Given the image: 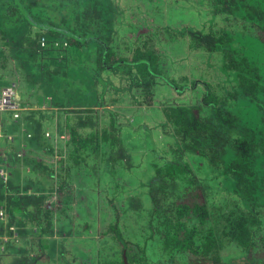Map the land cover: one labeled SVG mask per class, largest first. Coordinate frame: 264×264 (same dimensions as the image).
Listing matches in <instances>:
<instances>
[{
    "label": "rangeland",
    "instance_id": "rangeland-1",
    "mask_svg": "<svg viewBox=\"0 0 264 264\" xmlns=\"http://www.w3.org/2000/svg\"><path fill=\"white\" fill-rule=\"evenodd\" d=\"M77 1L90 4L92 0ZM101 2L104 8L97 10L105 13L109 23L100 28L104 37L109 39L108 44L116 56L131 57L133 48L130 46L137 42L146 44L159 53L162 71L180 84L187 85L188 89L175 95L173 88L161 77H157L155 84L145 87L138 81L140 78L136 66L133 70L127 64H121L117 70L98 69L99 61L91 57L93 53L89 55L97 48L95 40H87L84 50L78 52L74 59L72 55L68 60L69 53H64L58 62L55 53L47 55L49 63L46 66L52 69L45 73V77L40 70L32 69V62L28 59L23 64L20 58H14L15 70L20 72L23 69L27 74L32 73L33 77L27 86L36 83L39 88L44 87L45 91L40 89V93H53L55 101L71 100L73 112L66 119L65 113L62 115L64 109L58 110L60 117L57 122L66 124L68 135L59 144L62 149L59 151L58 148L55 158L48 160L55 170L56 190L45 192L47 196L42 201L38 195L41 192L38 191H31L36 195L34 197L27 193L23 195L29 199L20 198V208L16 207L20 222L10 230L28 229L35 245L38 243V234H41L39 240L47 252L50 251L41 257L44 259L41 262L45 264H122L124 250L127 251L126 256L128 251L137 257L144 255L145 264H172V260L187 262L188 253L169 252L161 233L151 226L152 215L156 227H163L160 223L163 217L153 212L155 202L166 206L192 193V196L210 204V221L215 222L224 209H235L243 204V200L240 198V202L232 192V179L228 174L212 165L207 157L183 145L173 125L166 124L163 109L167 105L200 106L202 111H206L200 99L203 82L215 85L218 94L230 88L232 83V79L222 69L221 51L209 52L192 46L188 35L182 33L187 27L219 32L230 30L233 33V46H238V42L244 38L243 47L252 49L255 35H246L248 31L255 30L256 24L233 14L219 12L213 0ZM1 9L3 7L0 5ZM37 11L43 17L44 10L38 8ZM58 16L56 14L55 17ZM21 25L4 32L0 24V45L6 48L3 52L5 58L12 53L15 56L20 50L16 47L7 48L6 39H10L12 33L17 35V40L23 39L20 33H38L37 41L41 45L44 41L45 48L55 36L49 30L28 24V21ZM243 33L241 38H237ZM63 37L67 36L59 37L63 45L73 41V38ZM55 46L52 50L56 49ZM110 57L113 60L114 56ZM93 68L99 70L98 73ZM128 68L130 72L126 71ZM4 72L0 66V84L4 83ZM57 81L63 84V95L54 87ZM73 81L83 85L73 84ZM93 89L102 93V104H99V98L98 102L90 99ZM148 91L154 92L156 97L152 104L147 101ZM246 102H237L232 108L247 120L253 118V109ZM2 116L3 122H6L5 118L10 117V114L4 113ZM71 132L75 136L73 141ZM25 160L26 167L36 163L30 156ZM173 162L185 164L186 170L168 171V166H172ZM158 167L166 172L164 174L170 183L166 188L160 185ZM37 171L34 169L25 174L18 169L13 179L20 181L26 178L32 181ZM48 179H51L50 175L46 174L45 181L49 182ZM259 210L264 226V207ZM209 222L206 225H210ZM2 234L0 227V237ZM220 249L224 261L230 264L244 255L236 241L222 242Z\"/></svg>",
    "mask_w": 264,
    "mask_h": 264
},
{
    "label": "trees",
    "instance_id": "trees-1",
    "mask_svg": "<svg viewBox=\"0 0 264 264\" xmlns=\"http://www.w3.org/2000/svg\"><path fill=\"white\" fill-rule=\"evenodd\" d=\"M213 1L219 12L233 14L256 24L255 30L248 31L246 35L256 36H254L252 49L243 47L244 38L238 42V46H233V33L230 30L219 32L197 27L185 28L182 34L188 35L192 46L209 52L221 51L222 69L232 79V83L229 85L230 88L222 89L224 91L222 94L216 92V87L211 82L202 83L204 89L200 99L206 111H202L200 106L191 108L183 104L167 105L163 110L166 124L173 125L183 145L207 157L212 165L231 177V190L238 196L239 201L240 198L243 200V204L232 210L224 209L220 213V218L211 222L210 204L189 193L187 197L175 199L166 206L156 201L153 212L163 217L160 222L163 227H156V220L152 215L150 223L157 232L161 233L165 248L169 252L188 253L187 262L172 260V264L177 262L180 264H230L224 261L220 249L221 243L227 240L236 241L244 252L243 257L233 264H264V226L260 217L261 210H259L264 207V0ZM0 5L3 7L0 10V24L4 32L14 29L15 25L22 26L24 21H28V24L49 30L55 36L73 38V41H68L67 45L55 46V50L52 48L49 50L50 53L51 51L55 53V59L58 62L61 54L69 53L68 48L72 50L67 56L68 60L72 55L74 59L78 52L84 50L87 40H95L97 48L89 55L93 53L91 57L94 56L99 61L98 69L117 70L121 64H127L133 70L136 66L140 78L138 81L145 87L155 84L157 77H161L173 88L175 95L188 89L187 85L180 84L175 78L162 71L159 53L146 44L132 42L131 44H134L130 46L133 48L131 57L116 56L115 51L108 44L109 39L104 37L103 30L100 28L101 25L107 26L109 23L105 13L97 10V8L101 10L104 8L101 0H92L90 4H81L77 0H46V2L0 0ZM38 8L44 10L43 17L39 16L42 13L37 11ZM56 14L59 15L57 18ZM37 34L32 31L20 33L23 39L17 40V35L12 33L10 39L7 37L6 43H8L7 48L20 49L16 52L15 59L20 58L23 64H26L25 60L28 59L32 62L30 63L32 69L40 70L45 77V73L51 68L48 67L49 65L46 66L49 63L48 59H45L46 62L40 59L39 52L42 51L37 49ZM240 35L244 33L239 34L237 38H241ZM3 46L0 45L2 69L11 61L10 55L5 58L3 52L6 48ZM110 56L115 58L111 60ZM37 57L40 60L38 62H36ZM130 69L126 71L130 72ZM98 71L95 72L98 73ZM30 75L32 78V73ZM73 84L83 85L76 81H73ZM195 84L197 85L196 81ZM147 95L148 103L152 104L156 101L154 92L148 91ZM240 101H248L246 103L252 106L253 118L243 119L236 109L232 108ZM31 120L34 121L32 118ZM37 125L31 132V141L41 139L38 133V129L41 128L40 123ZM70 138L72 141L73 138L75 139L73 132ZM79 142L81 143V140ZM186 168L187 166L183 163L173 162L172 166H168V171H184ZM164 173L166 172H163L162 167L157 168L160 185L166 188L170 183ZM6 180L0 183L1 198L9 197V193L2 190L3 187L13 188L10 178ZM207 221H210V225H206ZM127 257L129 264H145L144 255L137 257L128 251ZM121 261L122 264H126L124 258Z\"/></svg>",
    "mask_w": 264,
    "mask_h": 264
},
{
    "label": "crops",
    "instance_id": "crops-1",
    "mask_svg": "<svg viewBox=\"0 0 264 264\" xmlns=\"http://www.w3.org/2000/svg\"><path fill=\"white\" fill-rule=\"evenodd\" d=\"M197 19L198 18L195 20ZM60 40L58 36H54L53 39L47 42L46 45H48V48H45V45L37 44V49L42 51L39 52L42 62H46L45 59L47 55L53 54L52 51L51 53L49 52L52 47L55 45L58 46L59 43L63 45L61 42L62 40ZM67 51L71 53L72 50L68 48ZM9 58L11 61L9 64L6 63V67L4 68L5 79L3 81L4 83L0 84V88L15 83L16 99L24 108L20 118L13 117V113L10 111L0 112V166L5 170L6 179L10 178L13 184L12 189L6 188V186L2 188L6 193H9V197H0V210L4 212L2 215L0 214V227L3 231L0 237V264H45L41 262V260H44L41 257L46 256L50 251L47 252L46 247L44 248V244L39 240L41 234H38V243L35 245L28 229H21L18 231L17 229L11 231L10 229L15 228V225L20 222L16 216V207L20 208V198H27L24 197L26 193L29 194L30 197H34L36 195L33 193L38 191L41 192V194L38 195L41 197L42 201V198H46L47 196L45 192L56 190L54 187H57L58 184L53 174L55 170H53L48 160H51L49 158H53L57 155L58 148L59 151L62 149V146H59V144L65 141V139H67L65 135H68L66 124L63 125L64 122H57L60 117L58 116V110L64 109L62 110V115L65 113L66 119H69L70 113L73 112V104L71 100V102L63 100L55 101L52 96L53 93H40V89H43V91H45V89L44 87L39 88L35 85L36 83L27 86L31 75L24 72L23 69H21L20 72L18 69L15 70L13 64L15 56L13 53L10 54ZM54 87L57 92L63 95L61 91L63 87L62 83L59 85L55 83ZM93 90L94 93L90 99L93 102H98L99 98V104H102V93L99 94L96 89ZM27 104L30 106L29 108L25 107ZM81 107H85V105ZM67 112H69V114H67ZM4 113H6V115L8 113L10 114V117L6 116V119H8L6 122L2 120V114ZM31 118L34 121L40 120L41 122H34ZM38 123H40L39 126L41 127L40 130L38 129L41 139L31 141V132L38 126ZM28 156L33 157L36 163L26 167L27 162L25 158ZM18 169L23 170L25 174L34 169L38 171L37 174L31 178L32 181H28L26 178L15 181L13 179L14 172ZM46 174L50 175L51 179H48L49 182L45 181ZM6 179L0 177V183ZM44 182L48 185L45 186ZM7 189H9V191H6ZM32 190L35 192L31 193ZM27 199H29V197ZM25 203L29 204L30 202ZM35 249H37L38 252H36Z\"/></svg>",
    "mask_w": 264,
    "mask_h": 264
},
{
    "label": "built area",
    "instance_id": "built-area-1",
    "mask_svg": "<svg viewBox=\"0 0 264 264\" xmlns=\"http://www.w3.org/2000/svg\"><path fill=\"white\" fill-rule=\"evenodd\" d=\"M45 42L42 41V45ZM25 107L29 108L27 104ZM23 105L16 99V84L11 83L0 88V112L10 111L18 118L22 114ZM1 134V133H0ZM0 177L6 179V173L2 166H0ZM1 215L3 211L1 210Z\"/></svg>",
    "mask_w": 264,
    "mask_h": 264
},
{
    "label": "water",
    "instance_id": "water-1",
    "mask_svg": "<svg viewBox=\"0 0 264 264\" xmlns=\"http://www.w3.org/2000/svg\"><path fill=\"white\" fill-rule=\"evenodd\" d=\"M125 252H126V251L124 250V259H125V263H126V264H129V262H128L127 258H126L127 256H126V253H125Z\"/></svg>",
    "mask_w": 264,
    "mask_h": 264
}]
</instances>
